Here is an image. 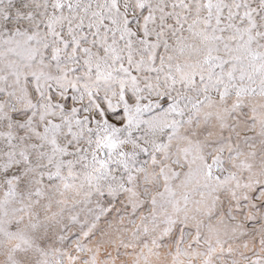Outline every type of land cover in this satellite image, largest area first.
Segmentation results:
<instances>
[{
  "label": "snow or ice",
  "instance_id": "obj_1",
  "mask_svg": "<svg viewBox=\"0 0 264 264\" xmlns=\"http://www.w3.org/2000/svg\"><path fill=\"white\" fill-rule=\"evenodd\" d=\"M0 264H264V0H0Z\"/></svg>",
  "mask_w": 264,
  "mask_h": 264
}]
</instances>
